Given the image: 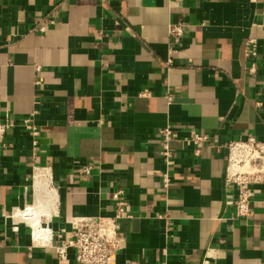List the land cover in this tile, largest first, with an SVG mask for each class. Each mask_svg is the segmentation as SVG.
Masks as SVG:
<instances>
[{
  "label": "crops",
  "instance_id": "crops-1",
  "mask_svg": "<svg viewBox=\"0 0 264 264\" xmlns=\"http://www.w3.org/2000/svg\"><path fill=\"white\" fill-rule=\"evenodd\" d=\"M263 7L0 0V120L20 124L34 113L40 130L36 151L21 126L0 146V264H60L56 234L70 239L75 218L113 217L117 190L131 217L119 222L113 264H264V185L244 220L224 182L228 142L248 134L264 142ZM178 22L187 33L171 55L169 26ZM251 38L256 75L244 55ZM168 126L171 167L158 136ZM192 130L213 142L198 157L186 141ZM40 224L50 235L35 240Z\"/></svg>",
  "mask_w": 264,
  "mask_h": 264
},
{
  "label": "built area",
  "instance_id": "built-area-1",
  "mask_svg": "<svg viewBox=\"0 0 264 264\" xmlns=\"http://www.w3.org/2000/svg\"><path fill=\"white\" fill-rule=\"evenodd\" d=\"M110 0H101L107 4ZM264 14V7H263ZM32 30V29H31ZM33 30H37L34 28ZM44 32L45 27L39 28ZM187 33V25L174 23L169 26V37L173 45L170 54L175 53L174 48H179L181 41ZM245 58L250 66L248 73L257 74V57L259 55L258 42L251 38L246 42ZM168 67L173 66L172 58L167 62ZM39 69V68H38ZM264 89V80L262 81ZM168 102H172L174 95L168 92ZM21 126L32 136L33 149L39 147L40 130L35 122V114L23 119L20 124L8 119L0 120V146L8 147L6 141L7 133ZM163 151L162 156L167 167L174 165L171 142L174 139V131L168 126L158 130ZM194 147L195 156H200L207 145H213L211 136L206 132L192 130L186 139ZM227 164L225 169L224 182L227 188H234L237 192L233 202L237 218L247 220L253 215V199L258 193L257 186L264 185V142L260 141L253 134H248L244 139L231 140L227 145ZM92 166L84 167L83 172L88 175ZM165 182L168 183V176L165 175ZM115 203V215L113 217H83L75 218L72 222V236L67 239L62 230L56 234L57 243L54 250L60 264H69V253L74 252L76 264H113L116 256L123 248V239L119 233V222L122 219L130 218L129 202L123 190H117L112 194ZM18 231V227H14ZM53 235L49 244L53 243Z\"/></svg>",
  "mask_w": 264,
  "mask_h": 264
},
{
  "label": "bare ground",
  "instance_id": "bare-ground-1",
  "mask_svg": "<svg viewBox=\"0 0 264 264\" xmlns=\"http://www.w3.org/2000/svg\"><path fill=\"white\" fill-rule=\"evenodd\" d=\"M47 189V188H46ZM47 190H49V189H47ZM38 191H39V189H38ZM52 191V190H51ZM46 192V191H45ZM40 195V194H39ZM52 195V194H51ZM54 195V194H53ZM51 197V196H50ZM54 198V197H53ZM36 204V203H35ZM34 206V205H33ZM37 209H38V203H37ZM34 209V208H33ZM41 210V209H40ZM38 211H39V209H38ZM37 211V212H38ZM36 212V213H37ZM33 213V212H32ZM35 213V214H36ZM29 214V213H28ZM34 214V213H33ZM30 215V214H29ZM28 215V216H29ZM37 215V214H36ZM27 216V217H28ZM35 217V216H34ZM37 220V219H36ZM21 221V220H20ZM39 221V220H38ZM33 222V221H32ZM37 222V221H36ZM38 223V222H37ZM32 226H34V225H32ZM36 226V225H35ZM35 226L33 227L34 228V232H35V234H34V238H35V240H39V239H41V238H44V239H46L47 237H49V235H50V231H49V229L48 228H44L43 226H41V224L39 225V226H37V228H35Z\"/></svg>",
  "mask_w": 264,
  "mask_h": 264
}]
</instances>
